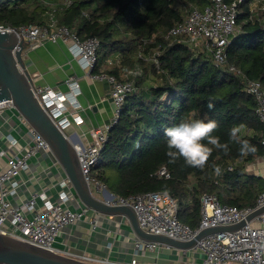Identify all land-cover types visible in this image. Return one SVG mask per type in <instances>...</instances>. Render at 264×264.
I'll return each mask as SVG.
<instances>
[{
  "label": "trees",
  "instance_id": "16d2710c",
  "mask_svg": "<svg viewBox=\"0 0 264 264\" xmlns=\"http://www.w3.org/2000/svg\"><path fill=\"white\" fill-rule=\"evenodd\" d=\"M249 1L238 7V31L226 47V62L218 65L210 51H193L164 36L182 20L186 3L204 7L210 0H72L58 12V22L76 30L80 38H99L100 64L112 53L121 55L119 66L109 70L117 79H124L123 68L139 64L143 69L134 78L135 89L126 95L121 115L108 133L102 161L90 169V177L122 198L167 191L177 201L179 221L193 229L199 225L204 193L238 208L255 205L264 192V176L250 173L246 165L264 156V123L245 87L247 79L264 86V10L251 12ZM46 9L38 0H0V24H42ZM153 34L154 42L144 43ZM139 50L145 54L156 50L158 68L137 57ZM149 73L156 82L146 84ZM210 119L218 122L213 135L228 144V151L209 145L213 151L203 169L188 166L183 158L170 162L165 129L181 121ZM234 127L239 128V140L256 147L255 153L240 155V144L230 138ZM162 166L169 177L157 174Z\"/></svg>",
  "mask_w": 264,
  "mask_h": 264
},
{
  "label": "built area",
  "instance_id": "2783aa9c",
  "mask_svg": "<svg viewBox=\"0 0 264 264\" xmlns=\"http://www.w3.org/2000/svg\"><path fill=\"white\" fill-rule=\"evenodd\" d=\"M38 1L47 6L42 24H22L17 27L0 24V30L15 31L18 41L23 40V45L29 49L38 48L45 42H63L89 76L93 79L105 80L110 86L112 116L100 126L91 129L90 139L84 144L82 141H73L67 131L70 125L82 121L79 114L81 105L77 99L80 88L76 78L73 76L68 78L66 80L68 90L59 91L49 85H34V76L28 73L40 104L56 125L72 140L80 168L90 185V169L101 163V153L107 142L108 133L121 115L126 95L135 89L134 78L142 75L143 69L139 64L131 68H123L124 79H117L109 70L119 66L121 61L119 53L115 52L106 57L105 65L100 66L99 38L89 36L82 39L76 30L58 22V12L68 7L72 0ZM243 1L210 0V3L204 7L186 3L182 20L175 22L164 36L171 43L183 42L193 51L206 49L211 52L216 65L223 64L226 62V47L238 31V7ZM249 8L251 12L264 10V0H250ZM154 40L153 34L149 39H144V43L154 42ZM17 49H19L18 43L13 48V52ZM137 57L154 62L158 68L156 50L150 54L139 50ZM97 66L99 69L95 71ZM230 69L235 70L233 66ZM236 71L240 73L239 70ZM245 90L256 100L255 114L260 122L264 123V86L257 80L247 79ZM3 110L12 111L16 117L17 126L22 129L19 137H15L11 132H5L4 139L13 146L16 145V141L22 142L25 137L26 140L22 146H15L16 153L7 156L5 165L0 169V232L92 264H139L135 258L128 262H114L105 257L76 252L56 245V236L62 227L68 224L89 218L92 228L98 226L99 213L85 206L73 209L64 206L70 197H74V190L67 177L63 180L64 189L58 192L56 202L47 199L44 192L32 193L19 205L11 202L9 196L18 185L17 176L27 167L29 159L38 153L53 154L48 143L15 110L10 99L0 100V112ZM157 174L169 177V172L164 166L157 171ZM93 180L96 190L102 192L103 198L106 197L108 190L106 185ZM106 199L111 204L130 205L135 211L139 226L146 232L188 240L200 228L231 224L244 218L254 208L264 205V192L258 195L253 207L245 208L222 204L215 195L210 193L202 194L200 197L201 218L195 229L179 221L177 201L167 191H146L126 198L114 195ZM133 244L135 256L146 252L159 255L162 250L172 249L168 245L145 241L138 237L134 238ZM189 251L201 254L198 264H264V212L246 221L235 231H219L203 236Z\"/></svg>",
  "mask_w": 264,
  "mask_h": 264
},
{
  "label": "crops",
  "instance_id": "0c3cea01",
  "mask_svg": "<svg viewBox=\"0 0 264 264\" xmlns=\"http://www.w3.org/2000/svg\"><path fill=\"white\" fill-rule=\"evenodd\" d=\"M22 62L25 70L34 76V85H49L56 90L66 91L68 90L66 80L71 76L76 78L80 88L77 99L81 105L79 114L82 121L78 124L73 123L67 130L73 141L87 143L90 139V130L100 126L112 116L113 104L108 82L89 76L63 42H45L35 49L26 47L22 52ZM104 65L103 61L100 66ZM146 84H149L148 81ZM5 132H11L15 137H19L22 132L10 110L0 112V169L5 165L7 156L16 153L15 146H22L26 140L25 137L22 142L16 141V145L13 146L4 139ZM246 169L252 174L264 176V156L248 163ZM65 178L61 166L53 155L38 153L29 159L27 167L18 174V185L9 198L13 204L19 205L32 193L44 192L47 199L56 202L58 192L64 189ZM66 190L68 191L67 188ZM68 193L70 194V191ZM73 194L74 197L69 198L64 204L65 207L73 209L82 206L74 191ZM135 237L124 216L99 214L98 226L95 228H92L89 218L62 227L56 236V245L76 252L105 257L114 262H128L134 258L139 264H173L170 261H181L184 264L200 262L201 254L198 252L189 250L183 252L175 248L162 250L159 255L146 252L135 256L133 254Z\"/></svg>",
  "mask_w": 264,
  "mask_h": 264
},
{
  "label": "water",
  "instance_id": "95a60500",
  "mask_svg": "<svg viewBox=\"0 0 264 264\" xmlns=\"http://www.w3.org/2000/svg\"><path fill=\"white\" fill-rule=\"evenodd\" d=\"M18 43L19 49L13 52ZM23 40L18 41L15 31L0 30V100L10 99L18 111L48 143L51 152L69 180L82 206L99 214L124 216L136 237L172 248L186 251L193 248L203 236L219 231H235L246 221L261 212L264 205L254 208L249 214L231 224H218L200 228L188 240H179L164 234L148 233L137 221L130 205L111 204L106 198L114 194L107 190V196L99 198L92 193L78 162L72 140L56 125L34 93L28 72L22 62ZM0 264H92L66 256L0 232Z\"/></svg>",
  "mask_w": 264,
  "mask_h": 264
},
{
  "label": "clouds",
  "instance_id": "9594fccd",
  "mask_svg": "<svg viewBox=\"0 0 264 264\" xmlns=\"http://www.w3.org/2000/svg\"><path fill=\"white\" fill-rule=\"evenodd\" d=\"M208 107L212 109L213 105L209 104ZM218 127V122L210 119L207 121H181L173 127L166 128V155L170 158V162L183 158L188 166L203 169L212 154L213 147L227 152L228 144H221L220 138L213 135ZM238 132L239 128L234 127L231 130L230 138L240 144V155L247 156L250 153H255L256 147L248 140H239ZM204 141H207V144ZM209 145L213 147H209ZM219 172L220 169L216 168V173L219 174Z\"/></svg>",
  "mask_w": 264,
  "mask_h": 264
},
{
  "label": "rangeland",
  "instance_id": "374dc122",
  "mask_svg": "<svg viewBox=\"0 0 264 264\" xmlns=\"http://www.w3.org/2000/svg\"><path fill=\"white\" fill-rule=\"evenodd\" d=\"M147 81H148V83H151V84L156 82L154 76H152L151 73H149V76L147 77ZM90 190L97 197H99V198L103 197L102 192L96 191L95 183H94V180H93L92 177H91V181H90ZM170 263H173V264H184V262H181V261H170Z\"/></svg>",
  "mask_w": 264,
  "mask_h": 264
}]
</instances>
